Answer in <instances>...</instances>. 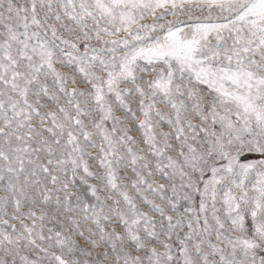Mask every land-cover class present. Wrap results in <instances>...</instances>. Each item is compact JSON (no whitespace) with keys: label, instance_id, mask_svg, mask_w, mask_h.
I'll use <instances>...</instances> for the list:
<instances>
[{"label":"snow or ice","instance_id":"snow-or-ice-1","mask_svg":"<svg viewBox=\"0 0 264 264\" xmlns=\"http://www.w3.org/2000/svg\"><path fill=\"white\" fill-rule=\"evenodd\" d=\"M0 264H264V0H0Z\"/></svg>","mask_w":264,"mask_h":264}]
</instances>
